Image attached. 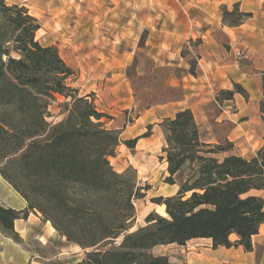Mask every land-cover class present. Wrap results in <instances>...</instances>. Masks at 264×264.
<instances>
[{
  "label": "trees",
  "instance_id": "obj_1",
  "mask_svg": "<svg viewBox=\"0 0 264 264\" xmlns=\"http://www.w3.org/2000/svg\"><path fill=\"white\" fill-rule=\"evenodd\" d=\"M222 11L224 23L231 26L253 15L239 3L233 8L223 5ZM40 28L26 5L0 0V115H5L0 118V138L10 139L3 155L8 163L1 173L29 202L17 209L0 201V231L22 241L15 221L38 208L69 242L86 249L76 264H170L168 256L155 255L151 249L185 245L195 238H210L215 248L243 246L252 251V237L264 223V197L254 193L264 189V146L245 157L232 141H205L191 108L164 117L159 123L165 138L162 158L169 172L164 181L179 189L154 199L165 204L168 216L150 212L146 225L132 230L135 199L146 193L137 183L136 170L118 172L111 164L120 132L105 125L102 119L111 115L98 108L95 93L81 95L70 85L74 69L56 45L37 39ZM190 64V72L196 73L197 58ZM236 92L248 96L235 83L234 89L221 90L217 100L223 104ZM57 94L71 101L62 103L64 118L49 121L50 103ZM140 138L125 143L132 148ZM18 161L47 188L39 194L54 204L56 216L31 200L8 173ZM70 187L75 195L68 192Z\"/></svg>",
  "mask_w": 264,
  "mask_h": 264
},
{
  "label": "rangeland",
  "instance_id": "obj_2",
  "mask_svg": "<svg viewBox=\"0 0 264 264\" xmlns=\"http://www.w3.org/2000/svg\"><path fill=\"white\" fill-rule=\"evenodd\" d=\"M6 1L10 4L14 1L28 4L24 5L39 19L41 25V31L36 34L37 39L42 40L45 45H56L67 64L74 69L75 73L68 79L71 86L78 88L81 95L84 93L81 91L84 84L88 85L84 88L85 91L91 86L100 90V96L108 108L104 112L111 115L102 120L108 128L120 132L121 143L116 149V155L110 157L111 164L118 172L128 168L136 170L137 183L142 187V193H146L144 197L135 199L136 219L132 230L146 225V217L150 212L156 211L168 216L166 206L159 211L160 204L154 201L156 197L172 195L173 191V187L164 181L169 175L166 159L162 158L165 155V138L162 128L153 124L155 115L147 116L145 109L148 102L158 99L162 101L166 94L169 99L174 97L165 84H161L160 79L167 75V70L165 67L164 71L157 72L162 57V53L158 54L157 50L170 49V41H164L166 36H161V29L167 28V25L164 27L165 20L172 18L173 5L177 0ZM181 52L184 53L185 49L182 48ZM170 60L181 61L173 55ZM127 62L130 64L125 69ZM244 62L247 61L244 59ZM171 67L176 68L178 73L183 72L178 66ZM112 74L116 75L117 88L114 92L104 88L107 77ZM66 101H71V98L56 95V99L50 103L52 116L47 118L49 121L57 122L65 117L62 103ZM1 117L5 115L1 114ZM156 122L157 120L154 123ZM136 137L141 138L135 143V147L131 148L125 143ZM9 143L10 139L0 138V178L22 195L1 173L8 163V157L3 155L9 150ZM7 170L31 200L43 205L49 215H57L54 204L39 194V191H46L47 188L38 182L37 177L32 176V170L24 169L19 161L10 165ZM73 191L72 187L68 190L71 195H75ZM0 194L9 198L1 184ZM31 211L44 217L38 208ZM235 239L236 236L233 235L232 240ZM121 240L119 238L116 243L119 244ZM19 242L40 256L30 264H76L86 252V249L69 242L65 236L54 244L47 245L35 237L29 240L22 238ZM211 249L210 240L192 239L185 245H157L151 252L168 256L170 264H201L206 261L202 253L212 252ZM58 252L60 253L56 256Z\"/></svg>",
  "mask_w": 264,
  "mask_h": 264
},
{
  "label": "crops",
  "instance_id": "obj_3",
  "mask_svg": "<svg viewBox=\"0 0 264 264\" xmlns=\"http://www.w3.org/2000/svg\"><path fill=\"white\" fill-rule=\"evenodd\" d=\"M13 3L20 4L22 1ZM235 3L253 15L244 23L231 26L223 21L222 6L233 8ZM165 25L167 28L161 29V36H166L164 41H170V49L158 48L157 53H162V57L157 72L164 71L166 67L167 75L160 81L174 97L169 99L166 94L162 101L148 102L145 114L155 115L153 124L161 128L159 123L164 117L191 108L205 141L220 143L229 140L235 144L236 152L245 157L254 156L264 146V0H177L173 5L172 18L165 20ZM39 31L41 28L37 33ZM172 55L181 61L170 60ZM194 58H197L196 73L190 72V60ZM129 64L124 65L125 69ZM171 66H178L183 72L178 73ZM119 74L123 75L122 72ZM115 77V74L107 77L105 90H116ZM124 81L127 84V77ZM235 83L241 84L248 96L236 92L234 99L221 104L217 100L218 93L223 89H234ZM87 87V84L83 85V94L95 93L96 105L105 111L107 107L100 90L91 86L85 91ZM2 180L0 178V184L9 198L0 194V201L17 209L26 208L27 200ZM171 186L173 195L179 185ZM254 193L264 197V189ZM15 228L23 239L35 237L44 245L54 244L63 237L50 221L32 211L27 218L17 219ZM195 239L210 240L213 248L212 252L202 253L206 261L201 264H264V223L259 233L252 237V251L245 250L243 246L215 248L210 238ZM37 257L40 258L0 231V264H30Z\"/></svg>",
  "mask_w": 264,
  "mask_h": 264
},
{
  "label": "bare ground",
  "instance_id": "obj_4",
  "mask_svg": "<svg viewBox=\"0 0 264 264\" xmlns=\"http://www.w3.org/2000/svg\"><path fill=\"white\" fill-rule=\"evenodd\" d=\"M164 206H165V204H163V205H162V204L158 205V208H159L158 210L160 211V209H162Z\"/></svg>",
  "mask_w": 264,
  "mask_h": 264
}]
</instances>
